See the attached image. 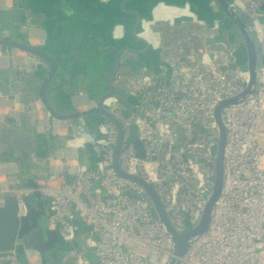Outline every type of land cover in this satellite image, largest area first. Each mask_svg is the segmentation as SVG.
Segmentation results:
<instances>
[{
  "label": "built area",
  "instance_id": "obj_1",
  "mask_svg": "<svg viewBox=\"0 0 264 264\" xmlns=\"http://www.w3.org/2000/svg\"><path fill=\"white\" fill-rule=\"evenodd\" d=\"M234 1L251 16L264 49V16L259 14L264 1ZM157 10L165 11L174 23L186 17L191 22L198 21L188 7L160 5ZM150 22L144 23L143 37ZM204 28L212 33L206 39L216 40L222 49L213 50L205 45L201 53H188L174 60L169 63L168 78L158 68L142 69L136 74L121 66L111 84L134 96L138 105L125 115L114 99L104 101V106L111 108L124 126L122 169L155 186L173 224L181 231L187 218L197 220L206 195L215 185L211 152L217 141L213 134L217 131L215 109L249 82V75L235 65L233 50L220 40L219 28ZM6 65L7 61L0 60L1 67ZM109 74V63L100 62L99 86H107ZM82 75L79 65L70 70L73 78ZM4 104L0 103V114L8 113ZM18 109L15 105L14 110ZM223 116L227 124L226 188L215 205L209 232L191 247L180 264H264V143L260 136L264 131V70L259 93L226 107ZM133 127L138 129L144 159L129 143ZM93 138L91 147L101 160L100 170L79 165L75 175L68 179L65 173L48 172L47 163L35 162L33 168L41 194L51 201L50 227L58 230L64 242L76 246L65 261L170 264L173 237L152 217L143 199L130 196L139 195L140 187L119 178L113 169L117 130L111 124H102ZM84 146L85 140L76 137L68 149L76 152L84 150ZM16 186L20 188L15 189ZM31 194L22 188L18 166L0 160V207L2 198L12 195L17 199L19 217L24 218L29 214ZM81 224L87 233H81ZM86 251L96 261L87 260ZM26 254L31 264L40 263L37 253ZM0 264L20 263L16 253L11 252L0 254Z\"/></svg>",
  "mask_w": 264,
  "mask_h": 264
},
{
  "label": "water",
  "instance_id": "obj_2",
  "mask_svg": "<svg viewBox=\"0 0 264 264\" xmlns=\"http://www.w3.org/2000/svg\"><path fill=\"white\" fill-rule=\"evenodd\" d=\"M60 1L64 2L36 0L35 6H26L16 0L18 5L8 7V0H0V58L7 61V65L0 68V99H4L0 103H6L4 105L8 107V113L0 114V160L14 162L19 169L22 188L32 192L28 200L29 214L24 218L19 217L16 197L2 198L0 254L15 252L20 264H31L26 253L33 251L40 256L39 264H69L65 261L66 256L76 246L64 242L58 230L50 227L48 208L51 201L41 194L33 168H36L35 162L47 163L48 172L65 173L68 179L75 175L79 165L100 170L101 160L95 156L91 143L99 126L111 124L118 133L113 169L119 178L140 187L139 195L130 196L143 199L152 217L173 237L170 264H180L191 247L209 232L215 205L226 188L224 109L259 93L264 49L252 18L239 9L234 0H88L89 5L84 8L71 0L75 9L59 6ZM160 5L188 7L207 29L217 27L225 31L235 65L249 75L244 88L234 97L221 101L215 109L217 131L213 134L217 141L211 150L215 160V185L206 195L197 220L192 222L187 218L182 231L173 224L155 186L122 169L120 155L124 146V126L114 111L104 106L107 99H114L122 109L123 106L133 108L138 105L134 96L111 84L121 66L132 73L158 68L166 78L169 77L170 65L162 59V50L143 37L144 23L153 20ZM41 11H45L49 21L35 17ZM19 12L26 13L27 22L14 21L15 17H20ZM259 14L264 16V4ZM183 22H191V19L186 17L175 23ZM42 34L44 38L40 42L37 38ZM206 45L213 50L222 49L211 38L206 40ZM18 52L27 55V66L15 59ZM127 55L134 59L125 60ZM100 62L109 63L110 74L105 87L97 83ZM75 65L82 67L83 75L73 78L70 70ZM57 85L66 96V108H61L56 101L54 89ZM15 105L19 106L17 111ZM131 134L129 143L135 146L138 157L144 159L137 127L132 128ZM76 137L85 140L84 150L70 152L68 144ZM19 188L16 186L15 189ZM79 228L83 234L88 232L82 224ZM69 246L73 247L70 251ZM84 256L90 262L96 261L87 251Z\"/></svg>",
  "mask_w": 264,
  "mask_h": 264
},
{
  "label": "rangeland",
  "instance_id": "obj_3",
  "mask_svg": "<svg viewBox=\"0 0 264 264\" xmlns=\"http://www.w3.org/2000/svg\"><path fill=\"white\" fill-rule=\"evenodd\" d=\"M192 23L193 26L182 25L181 27H176L172 17L163 10H157L154 19L148 23L149 25L147 24L148 26L146 25L147 29L144 37L162 50V59L165 62L172 63L177 58L184 57L188 53L203 52V49H200L203 47V39L212 33L207 32L200 22L194 20ZM193 30L197 32L196 35L189 34ZM219 35L220 40L231 49V44L227 43V33L220 30ZM195 36L198 40H196ZM123 107L126 115L135 110V107ZM260 136L264 143V131L260 132ZM72 248V246H69V251Z\"/></svg>",
  "mask_w": 264,
  "mask_h": 264
},
{
  "label": "flooded vegetation",
  "instance_id": "obj_4",
  "mask_svg": "<svg viewBox=\"0 0 264 264\" xmlns=\"http://www.w3.org/2000/svg\"><path fill=\"white\" fill-rule=\"evenodd\" d=\"M34 1H36V0H28V1L21 0V3L20 4L26 5V6H30V5L31 6L32 5L35 6ZM76 3L80 5L79 6L80 8H84V7H86V6L89 5V1L88 0H76ZM16 5H18V2H16V0H8V7H14ZM58 5L61 6V7H64L65 6V7H72V8L75 9V5H74V3L71 0H64L63 3H62V1H60ZM39 7L41 9H43V6L42 5H40ZM10 10H12V9H10ZM47 11H48V9H47ZM44 12L43 11L37 12V15L35 17H37L38 20H41L43 22H47V21H49V19L47 17V14H45ZM19 13H20L19 14L20 17H15V20L14 21L16 23H18V22H22V23L27 22L28 21V17H26V13L25 12H19ZM128 55H131V54H128ZM128 55H127V58H125V60L134 59V58H132V57H130Z\"/></svg>",
  "mask_w": 264,
  "mask_h": 264
},
{
  "label": "crops",
  "instance_id": "obj_5",
  "mask_svg": "<svg viewBox=\"0 0 264 264\" xmlns=\"http://www.w3.org/2000/svg\"><path fill=\"white\" fill-rule=\"evenodd\" d=\"M102 2H107V1H105V0H102ZM175 25H176V27H181L182 25H187V26H193V23L192 22H183V23H181V24H176L175 23ZM154 26V25H153ZM196 31L195 30H193L191 33H189V34H194V35H196ZM207 37V36H206ZM206 37L203 39V47L206 45ZM44 38V36H43V34L42 35H40V37H38L37 39L41 42V40ZM195 38H196V36H195ZM196 40H198V38H196ZM39 41H35V42H39ZM200 41V40H199ZM203 47H201L202 49H203ZM200 48V49H201ZM162 55H163V52H162ZM15 59H17L19 62H20V64L21 65H25V66H27L28 65V63H29V59L27 58V55L26 54H24V53H20V52H18V54L16 55V57H15ZM178 59V58H177ZM3 67V66H2ZM1 66H0V68H2ZM65 69V68H64ZM139 72H141V70L139 71ZM138 72V73H139ZM138 73H136V74H138ZM60 85V84H59ZM59 85H57V87H56V89H54L55 90V92H57V98H56V101L58 102V104L60 105V107L61 108H66V106H67V102H66V96H65V94L63 93V91L61 90V87L59 86ZM85 108V106H83V108L82 109H84ZM4 114H6V112H4ZM41 117H43L42 116V114L40 115Z\"/></svg>",
  "mask_w": 264,
  "mask_h": 264
},
{
  "label": "bare ground",
  "instance_id": "obj_6",
  "mask_svg": "<svg viewBox=\"0 0 264 264\" xmlns=\"http://www.w3.org/2000/svg\"><path fill=\"white\" fill-rule=\"evenodd\" d=\"M0 60H3L2 58H0ZM43 116V118L44 119H46L47 117L46 116H44V115H42ZM32 259H33V257H32ZM35 264H37V263H35Z\"/></svg>",
  "mask_w": 264,
  "mask_h": 264
},
{
  "label": "trees",
  "instance_id": "obj_7",
  "mask_svg": "<svg viewBox=\"0 0 264 264\" xmlns=\"http://www.w3.org/2000/svg\"><path fill=\"white\" fill-rule=\"evenodd\" d=\"M264 1V0H263Z\"/></svg>",
  "mask_w": 264,
  "mask_h": 264
}]
</instances>
